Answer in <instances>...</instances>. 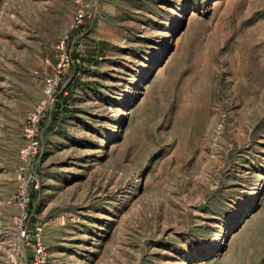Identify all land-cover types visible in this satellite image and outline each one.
<instances>
[{"label":"rangeland","instance_id":"1","mask_svg":"<svg viewBox=\"0 0 264 264\" xmlns=\"http://www.w3.org/2000/svg\"><path fill=\"white\" fill-rule=\"evenodd\" d=\"M111 1L0 0V264H264V0H177L65 106Z\"/></svg>","mask_w":264,"mask_h":264},{"label":"crops","instance_id":"2","mask_svg":"<svg viewBox=\"0 0 264 264\" xmlns=\"http://www.w3.org/2000/svg\"><path fill=\"white\" fill-rule=\"evenodd\" d=\"M176 1L120 0V5H118L116 0H114V2L106 3L107 5H111L112 10L119 7L122 8V11H120V14L114 11L111 15H109V12H106L101 24L98 25L97 23L91 31V46L85 48L81 54L77 51L74 52V55L78 54L80 56L78 63L74 65V68L79 73L76 76L74 75L69 85L65 87V89L68 88L69 94H63L62 90L58 91V96L64 101V105L71 104L76 106L77 103L86 102L89 100V97L98 92V85L102 82L108 84L115 79V72L121 71V74L119 73L118 75V77H121V81L128 79L126 74L129 73L127 70H130L132 66L127 62L134 61L133 57L129 58L128 56L136 54L137 58L135 59L139 62L145 61L144 57L146 56H142V53H138V50L134 51L137 42L132 38L141 36L138 38L144 40L145 35L140 31L151 28L158 29L159 27L155 26V24H158L157 22L162 19L164 20L166 16L168 17L166 20L172 19L173 15L176 14L174 12L177 6ZM99 29L116 32L112 35H109V33L100 35L98 33ZM138 54L141 55L140 58ZM117 69L119 71H116ZM52 114L54 115L53 111ZM51 119L52 123L50 125H54V118ZM59 124L61 122L56 121V125Z\"/></svg>","mask_w":264,"mask_h":264},{"label":"built area","instance_id":"3","mask_svg":"<svg viewBox=\"0 0 264 264\" xmlns=\"http://www.w3.org/2000/svg\"><path fill=\"white\" fill-rule=\"evenodd\" d=\"M83 18H84V14L81 11L77 12L74 16V20L76 21V23L82 22ZM57 47L61 50L59 61L56 65L57 67L58 66L62 67L64 64L73 61V58L68 57V54L66 53L63 39L57 43ZM56 70L58 71V69H56ZM56 77H58L57 72L54 73L53 77H48L45 80V84H46L45 92H46L47 96L50 95V92L52 89L55 88V85L56 84L58 85ZM28 119L31 123L30 124L31 127H34L35 122L37 121V114L35 112L30 113V115L28 116ZM24 199L27 200L28 197H26ZM23 216H25V215L23 214ZM20 232L23 234V229H21ZM35 235H38V234L35 233ZM39 257H41V258H39ZM43 259H44L43 249H42V246H40V244H39L38 237H36L35 243H32V253H31V263L30 264H38L39 262H42Z\"/></svg>","mask_w":264,"mask_h":264},{"label":"bare ground","instance_id":"4","mask_svg":"<svg viewBox=\"0 0 264 264\" xmlns=\"http://www.w3.org/2000/svg\"><path fill=\"white\" fill-rule=\"evenodd\" d=\"M181 8H182V5H181ZM181 10V9H180ZM182 11L183 10H181V14H182ZM178 16V15H177ZM144 66V65H143ZM139 73V76H138V78H141L143 75H145L146 74V68L144 69V67L138 72ZM124 100H125V98H123ZM250 202H249V200H246V202H245V205L247 206L248 204H249ZM242 215V214H241ZM240 215V216H241ZM240 220V219H239ZM20 238V237H19Z\"/></svg>","mask_w":264,"mask_h":264},{"label":"trees","instance_id":"5","mask_svg":"<svg viewBox=\"0 0 264 264\" xmlns=\"http://www.w3.org/2000/svg\"><path fill=\"white\" fill-rule=\"evenodd\" d=\"M57 105L59 104V100L57 101V103H56Z\"/></svg>","mask_w":264,"mask_h":264}]
</instances>
